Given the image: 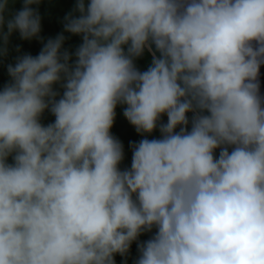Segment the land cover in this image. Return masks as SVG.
<instances>
[{"label":"clouds","instance_id":"obj_1","mask_svg":"<svg viewBox=\"0 0 264 264\" xmlns=\"http://www.w3.org/2000/svg\"><path fill=\"white\" fill-rule=\"evenodd\" d=\"M22 2L0 0V57L14 32L43 46L0 89V264H116L133 242L134 264H264V0H76L46 42ZM118 105L143 137L123 170Z\"/></svg>","mask_w":264,"mask_h":264},{"label":"trees","instance_id":"obj_2","mask_svg":"<svg viewBox=\"0 0 264 264\" xmlns=\"http://www.w3.org/2000/svg\"><path fill=\"white\" fill-rule=\"evenodd\" d=\"M18 4L20 5V8L23 7L22 0H16ZM87 3V0H86ZM76 0H41V3L38 6L39 13L41 15V28L44 26L50 31V38H55L58 35V31L63 26V15L64 11H69L71 9L70 7H75ZM33 7H37L36 5H33ZM71 12V11H69ZM6 31V28H5ZM41 36V35H40ZM13 35L9 38V43L7 45L8 47V54L7 56L0 57V86L1 84H4L2 81L5 82V78H10L7 72V65L10 63L15 62L13 60L14 50L11 46V43L13 41ZM17 40V39H16ZM16 40L13 41V45L16 46L18 42ZM80 42L76 43L75 46L72 48H68L69 51L74 52L75 49L79 46ZM152 61V56L149 53V51L145 50L144 54L136 58L135 64L136 67L140 71H145L150 66ZM4 76V78H3ZM6 83V82H5ZM123 105H118L116 108V118L113 124V127L111 129V133L117 137L124 146V160L120 164V168L123 170L125 168H130L131 166V158H132V151L130 148V142H138L143 137L138 134L135 131V128L127 121V119L123 115L124 110ZM189 118L191 119L192 113H188ZM55 117L49 112L45 111L41 118V123L44 125H47L49 123L54 122ZM162 120L167 122L166 115L162 117ZM190 129V125H189ZM179 129H177L178 131ZM147 138L153 139V138H159L160 132L159 130H155L152 134H146ZM219 149L216 150V154L218 155ZM11 157L9 158V163H11ZM155 233V229H153L150 233H144L139 237V241H146ZM138 257V251H137V242H133L129 251V254L127 257H121L119 254H117L114 258L116 261V264H134L135 259Z\"/></svg>","mask_w":264,"mask_h":264},{"label":"rangeland","instance_id":"obj_3","mask_svg":"<svg viewBox=\"0 0 264 264\" xmlns=\"http://www.w3.org/2000/svg\"><path fill=\"white\" fill-rule=\"evenodd\" d=\"M9 8L12 12H15V11H19L21 8H20V5L18 4V2L16 0H14V3H10L9 5ZM71 9H69V11H72L73 10V7H70ZM69 11H64V15H63V18L65 17L66 14L69 13ZM60 33L63 32V26L61 27V29L58 31ZM13 41L16 40V42H18L15 45H13V41L11 43V46L13 47V50H14V55H13V60H15V58L18 56V55H22V54H25V53H30L31 55L33 56H36L38 55V53L40 52L41 48H42V42L41 40L39 39H36V38H33L31 40H23L20 38V35L18 32H14L13 34ZM41 37L43 38V40L46 42L48 38H50V31L45 28L44 26L41 28V33H40ZM64 35L66 36V40H65V43H64V48L65 49H68V48H72L73 46L76 45V43L80 42L82 43V39L80 36H76V35H72V34H69V33H66L64 32ZM19 46L20 48V52H17L16 51V48ZM4 78V76H3ZM6 83L9 82L10 78H5L4 79ZM4 84H1L0 86V89L3 88V86L6 84L4 81H2ZM58 90L59 89V86H56ZM62 92V90H60ZM162 122L166 123L164 120H162Z\"/></svg>","mask_w":264,"mask_h":264},{"label":"water","instance_id":"obj_4","mask_svg":"<svg viewBox=\"0 0 264 264\" xmlns=\"http://www.w3.org/2000/svg\"><path fill=\"white\" fill-rule=\"evenodd\" d=\"M153 51H155L154 47H153ZM152 56V53L149 52ZM156 55L158 56L159 53H156ZM260 93L262 96H264V65L261 66V69H260Z\"/></svg>","mask_w":264,"mask_h":264}]
</instances>
